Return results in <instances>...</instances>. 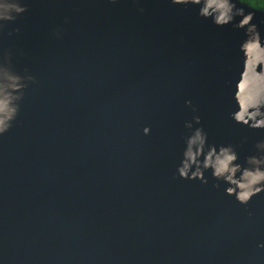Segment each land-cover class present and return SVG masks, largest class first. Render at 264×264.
I'll return each instance as SVG.
<instances>
[{
	"label": "water",
	"instance_id": "water-1",
	"mask_svg": "<svg viewBox=\"0 0 264 264\" xmlns=\"http://www.w3.org/2000/svg\"><path fill=\"white\" fill-rule=\"evenodd\" d=\"M27 3L0 36L38 81L0 136V264H264V191L177 175L194 114L242 165L264 138L229 118L243 30L169 0Z\"/></svg>",
	"mask_w": 264,
	"mask_h": 264
},
{
	"label": "clouds",
	"instance_id": "clouds-1",
	"mask_svg": "<svg viewBox=\"0 0 264 264\" xmlns=\"http://www.w3.org/2000/svg\"><path fill=\"white\" fill-rule=\"evenodd\" d=\"M116 3L117 0H110ZM138 3V0H134ZM178 6H193L197 15L204 20H211L217 27L229 24L234 29L243 30L244 39L239 44L242 57L238 79L234 85L232 99L236 110L229 113V118L236 124L252 130L264 131V34L260 26L254 23L255 13H264V9L254 10L246 0H169ZM245 8L253 11H245ZM29 11L27 0H0V36H13L19 33V27L11 28L19 18ZM137 11L144 13L143 7ZM239 18V19H237ZM67 22V19L65 20ZM261 23H264L262 21ZM57 38L61 30L53 33ZM23 54L22 50H19ZM17 50L11 46L0 49V136L5 135L16 121L24 100L26 90L36 83V77L27 68L19 70L14 57ZM243 85V88H242ZM192 112L198 109L191 100L185 101ZM184 127L188 134L184 137L182 159L177 166V175L186 180H200L207 184L205 173L211 171L215 181L212 185L219 189L227 185L225 194L233 196L242 205H247L254 195L264 191V138L254 144L253 154L246 157L244 164L238 162L239 156L235 145H215L208 143V133L201 124V117L193 115ZM145 135L150 128L143 129ZM243 137L240 145L247 143ZM251 215V213H249ZM264 248V243L258 245Z\"/></svg>",
	"mask_w": 264,
	"mask_h": 264
},
{
	"label": "trees",
	"instance_id": "trees-1",
	"mask_svg": "<svg viewBox=\"0 0 264 264\" xmlns=\"http://www.w3.org/2000/svg\"><path fill=\"white\" fill-rule=\"evenodd\" d=\"M254 9H264V0H246Z\"/></svg>",
	"mask_w": 264,
	"mask_h": 264
}]
</instances>
